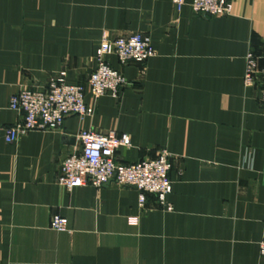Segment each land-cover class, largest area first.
<instances>
[{
    "label": "crops",
    "instance_id": "obj_1",
    "mask_svg": "<svg viewBox=\"0 0 264 264\" xmlns=\"http://www.w3.org/2000/svg\"><path fill=\"white\" fill-rule=\"evenodd\" d=\"M230 1L209 17L172 0H0V264H264V102L260 82L244 83L249 52L264 54V0ZM134 33L156 55L121 65L109 41ZM100 49L128 80L119 99L87 93L93 116L5 142L14 93L61 72L87 85ZM88 130L128 136L123 164L167 150L165 204L148 195L141 208L116 184L60 186ZM57 217L66 232L50 228Z\"/></svg>",
    "mask_w": 264,
    "mask_h": 264
},
{
    "label": "built area",
    "instance_id": "obj_2",
    "mask_svg": "<svg viewBox=\"0 0 264 264\" xmlns=\"http://www.w3.org/2000/svg\"><path fill=\"white\" fill-rule=\"evenodd\" d=\"M172 4L178 12L188 6L193 14L209 17L232 12L230 0H192L189 4L186 0H172ZM103 41L109 40L104 38ZM109 42L121 65L130 62L145 65L156 55L152 40L143 33H134ZM259 82L260 98L264 102V54L258 56L250 51L246 58L244 83L246 87H254ZM127 85L128 80L123 72L111 67L100 49L97 52V68L91 73L87 85L68 82L66 72H61L52 76L43 88L21 87L14 93L9 107L18 119L5 129V142L12 144L35 131H62L70 116H93L95 109L87 103V93L95 101L104 96L119 99L122 89ZM78 140L81 149L62 163V173L57 180L60 186L72 191L87 185L101 188L116 184L137 190L141 208L145 207L148 195L156 196L161 205L165 204L167 196L173 191L170 179L171 155L167 150H161L155 159L123 164L117 161V153L120 149L131 147L128 136H118L114 131L100 133L88 130L81 131ZM50 228L66 232L67 220L54 218ZM260 254L264 257V239L260 244Z\"/></svg>",
    "mask_w": 264,
    "mask_h": 264
}]
</instances>
